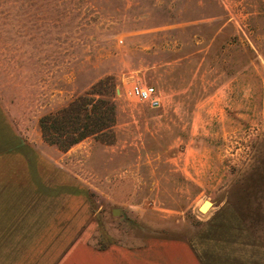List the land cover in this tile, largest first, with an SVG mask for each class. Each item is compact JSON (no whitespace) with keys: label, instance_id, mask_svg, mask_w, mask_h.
Segmentation results:
<instances>
[{"label":"rangeland","instance_id":"rangeland-1","mask_svg":"<svg viewBox=\"0 0 264 264\" xmlns=\"http://www.w3.org/2000/svg\"><path fill=\"white\" fill-rule=\"evenodd\" d=\"M105 78L112 129L46 144ZM0 264H264V0H0Z\"/></svg>","mask_w":264,"mask_h":264},{"label":"trees","instance_id":"trees-1","mask_svg":"<svg viewBox=\"0 0 264 264\" xmlns=\"http://www.w3.org/2000/svg\"><path fill=\"white\" fill-rule=\"evenodd\" d=\"M101 87L105 90L96 92ZM113 89L112 78H105L56 113L43 116L39 121L42 140L67 151L87 138H98L110 131L116 113Z\"/></svg>","mask_w":264,"mask_h":264},{"label":"built area","instance_id":"built-area-1","mask_svg":"<svg viewBox=\"0 0 264 264\" xmlns=\"http://www.w3.org/2000/svg\"><path fill=\"white\" fill-rule=\"evenodd\" d=\"M130 94L135 97L139 103L146 105L149 108H157L160 105L159 97L156 90L148 85H133L130 89Z\"/></svg>","mask_w":264,"mask_h":264},{"label":"water","instance_id":"water-1","mask_svg":"<svg viewBox=\"0 0 264 264\" xmlns=\"http://www.w3.org/2000/svg\"><path fill=\"white\" fill-rule=\"evenodd\" d=\"M207 207H209V209L212 207V203L211 202H209V201H207V200H205V201H203V203L198 207V212L200 213V214H205L207 211H206V208ZM205 212V213H204ZM113 215H117V211H115V212H113Z\"/></svg>","mask_w":264,"mask_h":264},{"label":"bare ground","instance_id":"bare-ground-1","mask_svg":"<svg viewBox=\"0 0 264 264\" xmlns=\"http://www.w3.org/2000/svg\"><path fill=\"white\" fill-rule=\"evenodd\" d=\"M209 209V207L206 208V211ZM205 213V212H204Z\"/></svg>","mask_w":264,"mask_h":264}]
</instances>
